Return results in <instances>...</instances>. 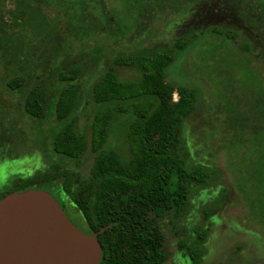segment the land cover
I'll use <instances>...</instances> for the list:
<instances>
[{
    "label": "trees",
    "instance_id": "1",
    "mask_svg": "<svg viewBox=\"0 0 264 264\" xmlns=\"http://www.w3.org/2000/svg\"><path fill=\"white\" fill-rule=\"evenodd\" d=\"M192 14L196 22L190 23V31L170 46L115 58L116 65L137 69L139 80L123 81L109 67L92 85L89 94L96 110L89 134L78 130L75 117L79 74L74 69L60 72L63 85L56 88L58 127L51 135V152L79 163L90 151L94 154L90 172L81 177L52 164L45 172L12 182L10 192L36 189L62 196V209L67 214V207L74 206L88 234L106 227L98 236L99 264H166L165 235L158 220L165 215L178 218L190 188L203 186L208 178L202 165L189 163L183 145V123L194 112L200 90L169 82L168 73L185 64L197 48L235 40V31L212 23L216 16L235 17L264 41V0H0V78L6 77L4 90L14 92V102L19 101L0 106L1 143L21 132L22 117L42 121L47 114L45 91L31 84L36 70L32 43L48 33L76 44L143 35L163 19L183 20ZM207 18L212 20L206 22ZM261 103L264 100L247 104ZM122 116L128 123V156L107 148L112 126ZM206 237L198 232L190 245L180 242L179 249L191 264H201Z\"/></svg>",
    "mask_w": 264,
    "mask_h": 264
},
{
    "label": "rangeland",
    "instance_id": "2",
    "mask_svg": "<svg viewBox=\"0 0 264 264\" xmlns=\"http://www.w3.org/2000/svg\"><path fill=\"white\" fill-rule=\"evenodd\" d=\"M195 22L196 16L192 14L183 16V20L163 19L145 36L127 34L76 44L65 43L62 38L61 42L55 33H48L32 43L31 58L36 70L31 84L45 91L47 114L42 121L22 117L21 132L10 135L9 146L0 148L5 155L0 156V163L7 161L6 168L0 167V196L11 190L14 180L45 172L52 164L81 177L90 172L94 159L90 151L79 163L51 152V135L58 127L56 88L63 85L58 79L60 72L74 69L79 74L75 81L79 90L75 117L78 130L89 134L96 110L89 94L92 85L109 67L123 81L139 80L137 69L118 66L115 58L168 47L175 38L186 35L190 23ZM212 23L235 31V40L220 43L216 48L211 42L204 49L197 48L185 64L179 63L168 73L169 82L185 83L200 90L194 112L183 123L182 134L189 163L202 165L208 178L203 186L190 188L188 203L178 218L165 215L158 220L165 235L166 264H191L179 244L183 241L190 245L198 232L212 235L204 246L201 264H257L259 254L263 253L264 238L258 246L246 240L254 236L259 240L264 234V105L247 104L264 100V91L260 90V84H264V41L255 36L258 32H251L235 17L216 16ZM5 78H0V106L17 105L14 92L4 90ZM0 126L3 127L1 119ZM127 126V117L122 116L113 124L107 145L108 149L125 151V156L129 153L125 141ZM66 212L73 223L87 231L74 206L67 207Z\"/></svg>",
    "mask_w": 264,
    "mask_h": 264
},
{
    "label": "water",
    "instance_id": "3",
    "mask_svg": "<svg viewBox=\"0 0 264 264\" xmlns=\"http://www.w3.org/2000/svg\"><path fill=\"white\" fill-rule=\"evenodd\" d=\"M73 223L45 190L12 192L0 199V264H99V233Z\"/></svg>",
    "mask_w": 264,
    "mask_h": 264
},
{
    "label": "flooded vegetation",
    "instance_id": "4",
    "mask_svg": "<svg viewBox=\"0 0 264 264\" xmlns=\"http://www.w3.org/2000/svg\"><path fill=\"white\" fill-rule=\"evenodd\" d=\"M13 140V139H12ZM2 141V140H1ZM1 141H0V148L2 147V148H6V147H8L9 146V142H7V143H1ZM1 150V149H0ZM0 156L1 157H4L5 155L4 154H2V152H0ZM5 163H7V161L5 160V161H3L2 163H0V167H2V168H6L5 167ZM1 169V168H0ZM4 175V174H3ZM10 193H12V192H10V191H8L5 195H2V196H0V199L1 198H3L4 196H6V195H8V194H10ZM55 197V196H54ZM55 199L58 201V203L60 204V206L62 207V208H64L63 207V200H65L64 198H62V196H60V195H58L57 197H55ZM65 209V208H64ZM184 210H185V208H184ZM183 210V211H184ZM253 236H254V234H252ZM212 238V235L211 234H209V236L207 237V239L205 240V243H204V245L203 246H206V243L210 240ZM264 238V234H263V237H262V235H261V237H260V239L258 240L257 238L255 239V236L252 238H248V240H246V241H248V242H250L251 244H257V246H258V242L259 241H262V239ZM255 239V240H254ZM218 244V243H217ZM218 248H221V245H219L218 244ZM222 249V248H221ZM263 253H264V247H263ZM263 253H260L259 254V256H260V258H259V260H260V262H258L257 264H264V254ZM184 254V253H183ZM185 255V254H184ZM183 255V256H184ZM257 256V255H256ZM184 258H186L188 261H190V258L189 257H187L186 255L184 256ZM191 262V261H190Z\"/></svg>",
    "mask_w": 264,
    "mask_h": 264
}]
</instances>
